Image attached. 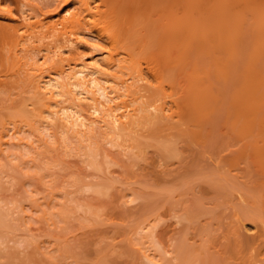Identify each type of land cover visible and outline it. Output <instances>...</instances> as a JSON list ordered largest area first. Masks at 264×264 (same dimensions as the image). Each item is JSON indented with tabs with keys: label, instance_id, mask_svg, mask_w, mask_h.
<instances>
[{
	"label": "bare ground",
	"instance_id": "bare-ground-1",
	"mask_svg": "<svg viewBox=\"0 0 264 264\" xmlns=\"http://www.w3.org/2000/svg\"><path fill=\"white\" fill-rule=\"evenodd\" d=\"M2 1L0 19L6 22H0V36L4 38V45L0 47V86L11 75H24L33 95L31 99L24 100L20 109L11 111L0 122V189L9 187L5 185L8 182L5 180L8 178L4 168L5 159H18V165L31 168L32 162L38 157L41 159V155L51 151V148L64 146L65 150L70 151L69 148L73 149L72 143L76 141L83 146L93 144L87 151H82L87 158V168L113 175L116 172L113 166L119 165V161L108 152L102 159L104 165L99 159V141L127 155L138 147L146 148L139 146L140 142L131 140L133 133L138 134L146 124H155L162 118L181 119L186 108L203 118L210 115L223 98L222 92H216L214 79L226 84L237 80L238 87L233 92L229 111L233 127L242 138L254 135L256 141H259L258 137L264 141V0H170L172 6L168 7V3L165 7L168 10L167 18L164 17L167 19L164 23L166 38L159 53L164 69L157 73L150 70L149 75L145 74L141 58L135 54L134 48L124 50L117 46L123 38H129L128 30L138 24L140 6L137 1L20 0L17 12L12 8H3ZM108 18L117 23L114 32L101 24ZM104 39L109 40L110 45L104 44ZM203 57H208V64H201ZM174 66L185 73L178 85L169 80L165 73V69ZM153 87L156 88L155 94L151 92ZM231 109L236 111L233 113ZM165 141L167 144L163 145ZM169 141L165 139L162 144L159 142V145L165 146L160 147L165 150L167 160L180 157L175 140H171V145L174 142L172 146ZM255 143L253 149L264 174V144ZM25 155L28 157L25 158ZM166 158L160 159L159 165L166 163ZM239 163L233 169L241 168ZM199 170L195 172L194 180L208 177L211 183L223 186L221 191L227 188L224 193L238 198L242 204L249 201V195L238 181H233L235 179L225 174L216 176L218 171L204 174L203 166L200 170L202 173ZM48 174L44 175L45 178ZM234 176L240 178L244 175L236 171ZM112 178L114 180L82 179L77 186L82 189L79 192L97 194L99 197L93 195L100 200L109 199L116 184L121 181L120 177ZM186 182L188 180L184 185L191 186ZM176 188L169 187L164 192L172 193ZM5 189L0 190V264H36L34 253L39 252L32 250L36 246V239L33 236L22 237L24 234L21 233L29 230V226L24 227L21 218L26 214L30 222L43 216L49 221L50 218L44 213L39 217L35 214L44 210L42 206L54 207L59 198L57 192L61 190L55 192L54 189H46V195L37 192V200L42 205L39 208L35 206L37 203L24 206L22 201L28 197L3 195ZM66 189L68 187L62 194L68 192ZM158 193L162 196H156L157 201L172 197L163 191ZM131 195L127 192L122 194L125 204L144 196ZM77 198V194L73 195L72 208L69 206V210H63L60 215L75 216L82 211L86 214L82 215L86 223L82 222L81 226H87L89 220L100 222L102 216L104 219L106 203L84 202ZM249 204L246 206L252 210L248 209L247 217H239L234 233L251 236L255 240L250 249L249 264H264V216L260 218L262 213L264 215V200L261 207L255 204L261 208L260 211L254 204ZM156 208L150 210L142 221L139 220L132 230V234L137 236L133 244L138 255L135 250L134 254L140 255L144 264H169L167 262L173 257L176 264L193 262L197 251L193 246L188 248L187 243L192 237L185 233L186 236L182 238L171 237L169 243L164 241L158 229L162 212H155ZM212 208L202 207L201 211L214 215L217 207ZM18 209L19 215L16 214ZM186 209L185 212H174L176 223L183 219L194 222L202 214L200 211L194 215L195 210H190V207ZM249 211L258 217L254 214L255 217H252ZM20 212L25 213L22 215ZM112 215L109 223L113 224L117 220ZM257 219H261V222ZM174 223L168 225V232L176 229ZM39 242L42 243L38 244L39 247L52 248L51 240ZM212 244L216 248L219 242ZM37 253L36 259H39ZM168 256H172V259ZM39 262L44 264L41 260ZM57 262L70 264L71 260L63 257ZM172 264L175 263L172 261Z\"/></svg>",
	"mask_w": 264,
	"mask_h": 264
},
{
	"label": "rangeland",
	"instance_id": "rangeland-1",
	"mask_svg": "<svg viewBox=\"0 0 264 264\" xmlns=\"http://www.w3.org/2000/svg\"><path fill=\"white\" fill-rule=\"evenodd\" d=\"M19 1L3 0L2 6L3 8H12L17 12ZM125 1L131 3L137 1L139 3L140 7L137 12L139 20L138 24L135 23L136 25L128 30L129 38H123L117 46L124 50L134 48L135 54L141 58L146 75L150 74V70L154 71V73L160 72L164 69L163 59L159 53L162 52L160 48L163 46L164 37L166 38V35L164 36V23L167 22V19H164V17L168 10H165V7L168 3L171 4L173 0L171 2L170 0ZM169 4L167 5L168 7L172 6V4ZM0 22L4 24L6 20L0 19ZM101 24L113 32L117 27L116 21L109 18L106 21H102ZM95 32L97 33V31ZM103 41L104 44L110 45L109 40L104 39ZM3 45L4 38L0 36V47ZM207 58L203 57L201 64H208ZM1 68L2 65L0 64ZM165 73L166 77L171 81H175L176 84L185 75V73H181V69L178 66H174L172 69H165ZM236 81L232 80L226 84L214 79L216 92H222L223 98L217 103L215 111L211 112L210 115L203 118L194 110L189 109L187 111L186 108L181 119H178V117L173 120L162 118L160 122L155 124H146V127L140 130L138 134H136L137 132L133 133L131 140H136V143L140 142L141 144L138 145L144 148L146 146L145 149L138 147L129 154L123 155L118 150L110 149L109 146H104L102 141H99L98 144L101 151L99 159L102 160L103 157L105 159V154L109 152L119 161V165L113 166V169H116L113 175L105 171L101 173L87 168L85 164L87 163V158L82 154V151H87L93 144L83 146L77 141L72 143L71 148L73 149L69 148L70 151H67L68 149L65 150L64 146L57 149L51 148V151L41 155V159L39 157L35 159L32 163L37 164H31V168L18 165V159H5L7 162L4 168L7 170L6 174H8V178H5L8 182L5 185L6 187H12L3 188L5 189L3 195L10 197L16 195L18 196L17 198L28 197V199L23 200L24 202L22 201L24 206L37 203L35 206L39 207L42 205H39L37 200V192L40 191L41 193L39 194L46 195L47 190L54 189L55 192L61 190L57 192L59 193V198L54 207H51V209L48 207V209L46 206H42L41 208L44 210L35 214L36 217H39L44 213L43 215L50 218L49 221H46L43 216L44 218L41 217V219L43 218L42 220L39 218L30 222L28 215L26 216L25 212H20L22 215L24 214V218H21L23 226H29V230L24 229L25 231L21 233L24 234L22 237L33 236L32 238L36 239V242L34 241L36 246L32 249L39 252L35 251L39 259H36L37 255L34 253L36 264L40 263V260L44 264H58V259H63V257L66 260H71L70 264H142L143 259H140V255V258L136 256L137 252L134 249L136 246H134L133 242L137 239V236L132 234V230L140 222L139 220L148 216L150 210L156 207L158 208H156L155 212H162L159 217L161 222L158 229H160V235L164 241L169 243L173 236L175 238H182L186 235L192 237L187 240L188 248L193 246L192 248L196 249L195 251L198 253L196 252L195 260L189 264H249L250 249L255 240L251 236L236 234L234 231L238 227L237 220L239 217L248 216V209H251V207L246 206L249 204L248 202H252L249 206L254 204V206L258 205L261 207L260 204L264 200V174L258 165L256 150L254 151L253 149V144L256 145L255 142H259L262 145L264 141L260 139L261 137H258L259 141H256L254 135L242 138L233 127L232 116L229 111L233 92L238 87ZM151 92L157 93L156 88L153 87ZM32 95L33 92L28 79L24 75H11L8 81L0 86V122L9 116L11 111L14 112V110L21 107L24 100L31 99ZM259 128L262 127L259 126ZM162 139L170 140V146L174 144L173 142L171 145V140H175L177 144L175 146L179 148V150L176 148L177 155L181 156L167 160L165 150L161 149L162 147L165 148V146L159 145L161 142L163 143L164 140L161 141ZM165 144H167L166 141L163 145ZM80 151L81 153L78 154ZM80 154L81 156H79ZM222 155L224 156L222 157ZM27 157L25 155V158ZM164 158L167 160L166 163L159 165L161 163H159L160 159L164 160ZM102 162L104 163L105 161L102 160ZM237 163L240 164L241 168L235 170L233 167L238 165ZM202 166L204 167V174L208 175L209 172L212 173L214 171L216 173L218 171L215 174L216 176L225 174L224 176L235 179L233 181H238L237 183L249 195V201L242 204L238 198L233 197L228 192V194L224 193L227 188L224 187L225 190L221 191L223 186L221 188L218 183H211L208 177L206 179L201 178L202 180H194L196 177L194 176L195 172L198 168L201 170ZM236 171H239V173L243 172L244 176L240 178L234 176ZM46 174L49 176L45 178L44 175ZM197 175L200 176L201 174ZM112 177H120L119 180L121 181L116 184L109 199L100 200L94 196L97 194L93 193V195L87 193V191L79 192V190L82 191V189H78L79 185L77 186L79 180H89L91 178L92 180H114ZM49 179L52 180L48 181ZM189 179H193V181ZM186 180H188V183L186 182L187 185L192 181L191 186L184 185ZM176 186L179 188L177 187V189ZM67 187L66 191L68 190V192L62 194ZM169 187H175L176 190L172 193L164 192ZM3 189H0L1 192ZM160 189L165 195L168 193V196L172 197H169V200L160 198L163 199L161 200L162 202L159 201L160 199L157 201L156 196L157 198L162 196L161 194L159 196L158 193V191L162 192ZM125 192L131 193V196H144L139 197L133 203L125 204L122 197ZM76 194L84 202L89 200L95 203L98 201L106 203L107 214H104V219L102 216L101 221L97 220L100 222H93L95 220L90 222L89 220L86 224L87 226L82 224V227L81 223L85 221H83V217L86 215L81 213L82 211H78L79 213H76L77 215L75 216H73L74 214L71 215V213V216L60 215L63 210L65 212L69 210V206H72V196ZM165 195L164 197L166 198ZM97 197L99 196L97 195ZM215 206L217 209L215 208L216 212L214 211V215L212 213L206 214L204 211L203 215L202 207L214 208ZM258 206L257 209L260 211L261 208H258ZM189 207L191 208L190 210H195L194 215L201 211L202 216H197L198 219L194 222L183 219L176 223L177 217L173 215L174 212L182 210L185 212L186 208L189 210ZM105 208L104 210H106ZM17 213L19 215V209ZM250 213L251 216L254 214H252V211H249ZM111 214L116 217V223H109L111 222L109 220L113 219L110 218ZM254 215L252 217H258ZM263 216L262 213L260 218L262 219ZM192 218L195 219V217ZM260 220L258 221L261 222ZM173 222H175L174 226L176 229L168 232V225ZM44 239L52 241L53 245L50 250L38 246L41 243L39 241ZM217 241L219 245L214 248L212 243ZM31 247H33V244ZM134 250L136 254H134ZM168 257L172 259V256ZM237 257L239 258L237 259ZM175 260L173 257V260L170 261L171 264L172 261L176 264ZM178 261L177 263H180ZM170 262L167 263L170 264ZM185 262L187 263V261H184L181 264H186Z\"/></svg>",
	"mask_w": 264,
	"mask_h": 264
}]
</instances>
